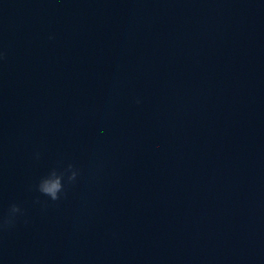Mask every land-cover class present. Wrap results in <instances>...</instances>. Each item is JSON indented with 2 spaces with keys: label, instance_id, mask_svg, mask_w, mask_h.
Wrapping results in <instances>:
<instances>
[{
  "label": "clouds",
  "instance_id": "clouds-1",
  "mask_svg": "<svg viewBox=\"0 0 264 264\" xmlns=\"http://www.w3.org/2000/svg\"><path fill=\"white\" fill-rule=\"evenodd\" d=\"M52 38L51 36L49 37V39ZM6 57L7 53L0 50V62H3ZM135 103L140 104V98H136ZM35 156L39 158V153H36ZM79 176L80 169L74 163H60L52 167L47 174L40 177L34 185V189L40 196L47 197V201L53 203L59 202L66 198L67 187L77 183ZM34 203L39 204L41 201L37 198ZM21 218H24L25 223H28L24 208L18 203H11L7 209V213L0 216V232L12 230Z\"/></svg>",
  "mask_w": 264,
  "mask_h": 264
}]
</instances>
